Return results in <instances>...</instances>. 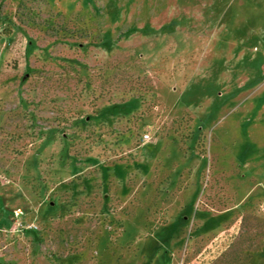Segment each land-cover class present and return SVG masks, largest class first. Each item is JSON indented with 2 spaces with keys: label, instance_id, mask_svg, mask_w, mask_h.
<instances>
[{
  "label": "rangeland",
  "instance_id": "374dc122",
  "mask_svg": "<svg viewBox=\"0 0 264 264\" xmlns=\"http://www.w3.org/2000/svg\"><path fill=\"white\" fill-rule=\"evenodd\" d=\"M0 264H264V0H0Z\"/></svg>",
  "mask_w": 264,
  "mask_h": 264
},
{
  "label": "built area",
  "instance_id": "2783aa9c",
  "mask_svg": "<svg viewBox=\"0 0 264 264\" xmlns=\"http://www.w3.org/2000/svg\"><path fill=\"white\" fill-rule=\"evenodd\" d=\"M146 137H147V135H146Z\"/></svg>",
  "mask_w": 264,
  "mask_h": 264
}]
</instances>
